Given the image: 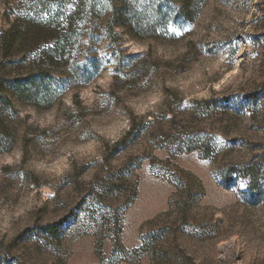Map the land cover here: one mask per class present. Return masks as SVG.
Segmentation results:
<instances>
[{"label": "rangeland", "instance_id": "1", "mask_svg": "<svg viewBox=\"0 0 264 264\" xmlns=\"http://www.w3.org/2000/svg\"><path fill=\"white\" fill-rule=\"evenodd\" d=\"M72 1L0 0V264H264V0Z\"/></svg>", "mask_w": 264, "mask_h": 264}, {"label": "trees", "instance_id": "2", "mask_svg": "<svg viewBox=\"0 0 264 264\" xmlns=\"http://www.w3.org/2000/svg\"><path fill=\"white\" fill-rule=\"evenodd\" d=\"M73 5L75 6V10L77 11L79 7L86 4L84 0H73ZM183 5L187 8V11H190L192 0H183ZM41 72V71H39ZM37 73L38 76H41V73ZM30 76V75H29ZM10 89L13 88L14 93L19 95L20 97L30 98V96L37 95L42 96L44 92H46V88L44 82L36 81L34 77H27L25 80H16L12 82L9 86ZM3 91V85L0 84V93ZM7 104H11L9 99L4 100ZM173 174V173H171ZM189 201V200H188ZM187 202V201H186ZM178 226V225H177ZM170 227V226H169Z\"/></svg>", "mask_w": 264, "mask_h": 264}, {"label": "snow or ice", "instance_id": "3", "mask_svg": "<svg viewBox=\"0 0 264 264\" xmlns=\"http://www.w3.org/2000/svg\"><path fill=\"white\" fill-rule=\"evenodd\" d=\"M171 30H172L173 32H175V31H176V29H175V28H172Z\"/></svg>", "mask_w": 264, "mask_h": 264}]
</instances>
